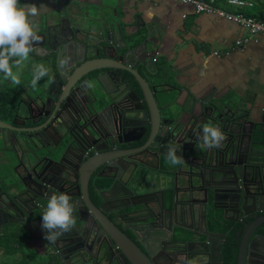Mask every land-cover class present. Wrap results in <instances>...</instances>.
I'll list each match as a JSON object with an SVG mask.
<instances>
[{"label": "flooded vegetation", "instance_id": "flooded-vegetation-1", "mask_svg": "<svg viewBox=\"0 0 264 264\" xmlns=\"http://www.w3.org/2000/svg\"><path fill=\"white\" fill-rule=\"evenodd\" d=\"M98 8L101 10L102 19L114 25L117 40L119 31L136 33L135 44H141L146 38L152 39L157 35L152 24L141 21L136 15L128 24L126 20H122L115 6L111 9L109 19H104L102 6L89 10L95 12ZM75 24L73 28L77 29L79 21ZM40 25V30L45 31L43 23ZM68 30L66 27L65 32ZM106 31L108 32L107 27L102 35ZM146 43L151 50L150 54H153L150 57V67L155 70L158 68L160 51ZM79 49L81 52V45ZM125 50L126 48L119 52L123 53ZM108 54L113 56L114 52ZM101 56L103 54L100 50L93 51L86 54L85 60ZM40 62L48 64L51 71L47 77L33 85L32 69ZM77 67L79 63H74L71 53L63 48L48 54L43 49L36 51L34 48L30 59L24 65L20 85L14 86L8 80H0V230L25 229L29 237L23 242H48L46 229L42 227L41 209L37 207L33 197L38 198V194L51 195L54 189L44 187L39 181L48 182L57 192H70L73 199L79 200L83 196L81 182L84 164L94 156H99V161L91 168L90 175L88 174L87 191L91 201L96 205L103 204L106 215L133 242H161L152 246V251H156L161 264H185L186 257L199 250H206L207 246L186 244L180 251L172 250L171 242L174 241L170 232L175 228L172 213L166 212L162 219L152 223L151 229L163 232L160 239H154L149 233H138L130 212L143 208V203L158 209L161 196L168 199L172 187L179 188L185 180L194 186L200 201L204 200L206 190L212 191L209 187L216 188L222 184L218 181L221 160L206 159L200 155L205 149L201 146V122L214 116L215 120H220L217 123L223 128L226 120L222 109L209 108L211 101L218 100H208L203 105L205 108L196 113L197 124L191 125V115L187 113L181 116L176 102L175 113L165 112L157 93V103L165 122L155 124L156 121L146 117L149 111L142 88L129 70L121 69L124 79L107 67L94 68L77 77L74 74ZM137 69L141 75L147 76L150 86L155 85L154 79L149 77L150 73L143 65L138 64ZM86 82H90V86ZM124 83L130 87L129 90ZM119 90L125 91L117 97ZM91 108H95L96 115ZM82 118L91 121L90 131L85 125L81 126ZM234 118L233 120L242 121L240 114ZM101 119L108 120V125L97 126L95 122L101 124ZM179 122L184 123L182 132L178 135L175 131L171 133L169 129H174ZM233 130L238 131V134L241 132L238 127ZM229 136L232 137L231 133ZM22 142L30 146L32 143L36 144L39 147L38 152L48 158L43 161V173H36L32 167H26L16 159H8L13 153L12 149L18 146L21 148ZM169 144L182 145L183 162L179 169H176V165L171 166L166 159ZM243 146L244 149V142ZM239 155L238 159L242 160L243 155ZM166 168L170 169L167 173ZM146 179L151 181L147 186ZM13 186L17 189L13 190ZM207 198L208 211L205 219L204 211L200 209L196 219L187 217L185 221L190 230L198 233L197 242H206L205 221L210 231L224 234V237H218L211 242H239L237 234L243 223L246 224L254 218L251 214L240 215L234 206L224 214L221 207L225 203L222 199L212 201L210 196ZM245 208L252 211L253 205L247 204ZM213 213L217 219H212ZM252 214L261 216L264 211ZM89 216V211L83 207L79 214L76 212L77 222L79 218L85 219ZM92 229L88 225L83 236L72 233L71 237H67L64 234L57 242H113L104 231L99 230L94 236H90ZM261 235H264V222L256 228L252 237L258 236L256 242H264ZM226 246L228 245L224 243L221 247V264H227ZM211 248L210 264H220L216 255L218 244L212 243Z\"/></svg>", "mask_w": 264, "mask_h": 264}, {"label": "water", "instance_id": "water-1", "mask_svg": "<svg viewBox=\"0 0 264 264\" xmlns=\"http://www.w3.org/2000/svg\"><path fill=\"white\" fill-rule=\"evenodd\" d=\"M118 1V0H116ZM56 21L58 29L53 24ZM79 21L77 29H74L75 22ZM66 22V23H65ZM51 27H54L51 29ZM69 30L65 32V28ZM108 29L104 35L102 31ZM40 41H35L33 48L43 49L48 54L51 51H56L59 48L65 49L70 52L74 58V63H79V67L76 68L74 74L79 77L83 73L94 69L107 67L116 71L124 79L121 69L129 70L139 82L149 114L146 117L152 119L155 124L159 122L164 123L161 116V108L158 106L159 99L157 98V92H160L163 96L164 103L162 108L167 113H175L176 109L174 103L175 99H170V88L165 87L162 77L164 73H161L159 68L155 70L151 69L150 54L151 50L146 45L148 42L151 46L159 48L162 42L161 37L146 38L141 44L136 43V33L119 31V39L117 40L114 32V25L108 21L102 19L101 10L98 8L95 12L89 9L80 7L74 0L71 3H63V7L59 9L55 16H46L45 31L40 30ZM111 35L112 37H109ZM79 45L82 49L80 52ZM141 45H144L142 49H139ZM126 50L120 53V50ZM101 51L103 56L98 58H91L85 60L86 54L93 51ZM114 52L111 56L108 53ZM98 53V52H97ZM116 55V56H115ZM122 61V62H121ZM143 65L145 70L149 72V77L155 81L154 86H150L147 80V76H143L137 69V65ZM125 65H129L128 67ZM75 76V77H76ZM127 90L130 87L127 83ZM163 87L162 89H159ZM125 90H119L116 94L120 97L124 94ZM209 100V99H208ZM208 100L194 99L193 103L186 108V112L192 117V124H197L196 113L199 109L205 108L203 105ZM158 101V103H157ZM216 102V103H215ZM211 101L209 108L215 110L216 108L223 110V115L226 116V120L223 123V130L226 133L225 139L222 141L219 147H212L200 152L206 159H220L222 162L221 169L218 175V181L222 184L218 187H209L211 192L206 190L205 198L200 201L196 194L194 186L189 185V182L185 180L179 188L172 187L168 199L161 196L158 209L156 206L143 203V208L131 210V217L134 221V228L138 229V233H149L154 239H160L163 232L153 228L152 223L158 219L163 218V214L166 212L172 213L173 225L175 228L171 229L170 236L174 242L172 243V250H182L186 244H204L207 249L204 251H197L185 258V264H210V258L212 255V243H217V257L221 264L222 254L221 247L225 243L228 246L236 248L235 262L234 264H264V242H256L258 236H253V232L256 228L264 222V215L255 216L252 212L264 211V142L254 140L252 133L248 136V142L243 149V133L235 132L234 127H238L240 131L244 128V124L247 121H236L234 117L238 114V111L233 108L230 102H224L223 100ZM93 114L97 113L95 108H91ZM183 111H179L180 115ZM96 115V114H95ZM222 116V115H221ZM127 119V116H126ZM81 126L88 127L91 130V121L89 119H81ZM91 120V119H90ZM107 121V122H106ZM208 121L219 122L215 120L214 116L207 117L204 124ZM101 124L95 122L97 126H107L108 120L101 119ZM172 122V121H171ZM88 123V124H86ZM149 123V121H148ZM151 123V122H150ZM184 123H177L174 129H169L171 133L176 132V135L180 134L183 130ZM155 126V125H154ZM152 126V128L154 127ZM179 127V129H177ZM177 129V131H176ZM261 130L264 127L261 126ZM233 131V132H231ZM162 133V132H161ZM231 133V138H229ZM163 134V133H162ZM262 146V147H260ZM39 147L32 143L31 146L25 142H22L21 148L12 149V154L8 156L10 161L16 159L18 163H24L26 167L33 168L34 171L43 173V161L48 159L39 152ZM239 154L243 155L242 160H239ZM99 156H94L84 164L82 190L83 196L79 200H75L77 205V213L81 211V207L89 211L90 216L88 218H79L76 228L71 232L65 233V236L71 237L72 233L83 236L87 226H91L90 236H94L99 230L104 231L113 242H56L52 244L50 242H41L43 248H45L46 257H53V260H47L46 264H161L160 257L156 251H152L153 244H160L161 242H133L123 231H121L115 223L106 215V209L101 205L94 204L87 191V181L90 175L91 168L99 161ZM171 166H173L171 164ZM180 165H176V169H179ZM41 167V168H40ZM45 167V166H44ZM117 168L120 165L116 164ZM169 167V166H168ZM170 169L166 168L165 173ZM173 171V170H171ZM164 173V174H165ZM89 174V175H88ZM44 187L56 189L49 185L48 182L43 180L39 181ZM150 180L146 179L145 186L150 184ZM16 186H13V190H16ZM7 194V192H5ZM37 195V194H36ZM38 198L33 197L36 201L37 207L41 209V214L46 205L49 194L39 195ZM212 201L216 199H222L224 206L221 208L224 210V214L228 209L234 206L237 209V213L240 215L250 216L254 219L248 223L242 225L238 232L239 242H211L218 237H224V234L210 231L207 227L206 221L204 222V232L206 242H197L198 233L190 230L185 221L187 217H196L199 215L200 209L204 211V219L206 217L208 209V198ZM253 205L252 211L246 210V205ZM166 205H169L167 207ZM212 219H217L216 214L213 213ZM190 234L192 236H190ZM264 239V235H261V239ZM151 249V250H150Z\"/></svg>", "mask_w": 264, "mask_h": 264}, {"label": "crops", "instance_id": "crops-1", "mask_svg": "<svg viewBox=\"0 0 264 264\" xmlns=\"http://www.w3.org/2000/svg\"><path fill=\"white\" fill-rule=\"evenodd\" d=\"M72 0H44L47 7L38 20V27L46 24V16H55L63 3ZM253 6L246 13L264 15V5L250 0ZM38 5L41 0H34ZM84 9L102 6L104 19H109L115 6L125 22L136 15L150 23L161 37L160 59L171 67L174 96L181 116L187 114L194 99L223 100L243 114L247 111L243 142H248L253 128L264 127V36L248 37L239 47L234 42L246 36L240 24L213 13L196 12L190 4L179 0H74ZM215 4L227 10L236 9L226 0ZM58 29V23L53 21ZM217 50L218 55L213 52ZM161 98L162 94L157 92ZM163 104V103H162ZM175 107V108H177ZM243 117V116H242ZM15 252H5L0 246V264H46L45 248L41 242H22Z\"/></svg>", "mask_w": 264, "mask_h": 264}, {"label": "clouds", "instance_id": "clouds-1", "mask_svg": "<svg viewBox=\"0 0 264 264\" xmlns=\"http://www.w3.org/2000/svg\"><path fill=\"white\" fill-rule=\"evenodd\" d=\"M46 7L44 0L39 5L34 0H0V80H8L14 86L22 83L21 73L34 52V42L40 39L38 20ZM50 71L48 64H36L31 83L36 85ZM86 84L90 86V82ZM200 132L202 147H219L226 137L222 126L213 121L204 123ZM166 159L172 165L182 164V145L169 144ZM76 211L70 192H54L48 197L42 212L48 242L56 244L58 238L76 228Z\"/></svg>", "mask_w": 264, "mask_h": 264}, {"label": "built area", "instance_id": "built-area-1", "mask_svg": "<svg viewBox=\"0 0 264 264\" xmlns=\"http://www.w3.org/2000/svg\"><path fill=\"white\" fill-rule=\"evenodd\" d=\"M180 2L190 4L194 7L196 12L213 13L222 16L228 20L236 22L243 26L246 31V36L237 39L232 48L242 46L248 37L264 36V18H258L254 15L246 13L243 9L253 6L250 0H226L229 6L236 10L231 11L215 4V0H179ZM218 55L219 52H213Z\"/></svg>", "mask_w": 264, "mask_h": 264}, {"label": "trees", "instance_id": "trees-1", "mask_svg": "<svg viewBox=\"0 0 264 264\" xmlns=\"http://www.w3.org/2000/svg\"><path fill=\"white\" fill-rule=\"evenodd\" d=\"M260 3L264 5V0H259ZM250 14V13H248ZM258 18H264V15H256L251 14ZM158 68L160 69L161 73H164V77H162V81L167 88H171L173 86L172 82V71L170 64L168 62H164L162 59L158 61ZM160 87L159 89H162ZM170 99H174V96L170 94ZM162 103L164 101L162 100ZM242 117V121H247V111H244L243 114H240ZM253 139L264 142V130H261V126L258 127L256 124L253 128ZM29 237V234L25 229H16V230H0V246L4 247L5 252H15L18 247L17 245L25 241ZM235 255H236V248L232 246L225 247V259L227 264H233L235 262ZM47 260H53V257H47Z\"/></svg>", "mask_w": 264, "mask_h": 264}]
</instances>
